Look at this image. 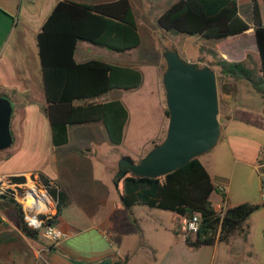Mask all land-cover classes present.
I'll use <instances>...</instances> for the list:
<instances>
[{
  "label": "crops",
  "instance_id": "1",
  "mask_svg": "<svg viewBox=\"0 0 264 264\" xmlns=\"http://www.w3.org/2000/svg\"><path fill=\"white\" fill-rule=\"evenodd\" d=\"M58 1L0 0V94L9 98L13 104L11 119L12 145L15 144L21 147L27 139L34 141L36 134H33L31 130L36 132L40 129V125L47 126L48 138L52 143L50 123L44 111L46 97L38 53V35ZM110 1L116 0H105L103 2ZM130 2L133 3L131 0ZM244 4L250 6L247 2H244ZM239 8L241 13V7L239 6ZM241 15L243 18L250 17L251 20V13L249 15L248 11L245 15L242 13ZM247 18H245L246 21ZM250 33L254 35L253 29L242 36L224 40L221 43L225 44L247 37ZM81 44L82 47H80ZM221 46L220 44L218 49L225 59L245 61L229 59L228 57L231 54L228 53L230 51H225V48ZM95 47L90 43L80 41L76 52V60L80 63L91 60L85 59V57ZM107 50L101 48L100 57L102 58H98V60L140 70L143 81L136 91L137 93L141 92L145 82L142 71L147 69L148 65L123 63V60L129 59V57L126 56L123 59L122 55ZM245 63L250 65L246 61ZM157 80L161 87L159 101L163 110L162 125L158 132L147 134L142 139L143 142L139 150L146 151L143 152L145 155L150 149L152 141L162 136L167 121L163 106L164 90L158 74ZM224 82L230 85L228 87L230 90L225 94L228 108L226 111L221 112L222 136L216 147L201 156L200 161L205 166L216 187L211 195V202L218 212L224 213L228 208L243 203L261 206L257 212L250 216L241 230L234 233L225 242H216L211 246L193 249L186 245L180 235L174 233L176 227H173V239H168L166 245V214L164 213L166 211L143 205L135 206L129 211L123 207L113 181L118 170L117 160L108 163L112 189H110L111 191L107 190L106 194L96 201L101 219L94 222L85 215V212H88L87 205L78 196L84 194L81 188L83 184L78 179V175H75L76 191H74L65 171L63 172L66 169L73 173V165H75L76 160L88 165L87 167L91 171L94 165L90 158L93 156H86L85 159H75L74 156L55 157L54 170L50 165L46 166L49 172L41 170L42 167L34 168L30 172L14 173L9 172L7 169V174L0 175H24L27 179L33 175V178L39 179V174H44L52 181L58 182L60 190L69 197L71 205L65 212L75 204L79 212L84 215V218L86 216L91 224L76 228L74 226L76 224L65 219L64 212L62 220L65 229L71 234L70 238L56 248H52V245L41 249H38L37 246L33 247L34 254L23 255L25 264H264V202L261 201L258 193L261 189L262 180L258 167L263 159L264 117L262 114L264 113V106L252 110L253 108L247 105L244 106L239 102L242 96L252 93L257 96L260 95L248 81L234 77H224ZM86 125L101 126L108 139L105 126L102 123ZM131 125L132 117L129 113L123 143L127 138V131ZM72 129L73 127L69 129V142L61 147H55L52 144L54 149L71 145ZM86 152L92 154L90 149H87ZM135 155L125 153L121 157L129 156L135 162H138L139 160L135 158ZM71 178L74 180L73 176ZM173 220L175 223L178 221V216L174 213ZM123 223L130 225L132 228V234L125 241L126 244H129V247H126L119 237L118 228ZM105 230L112 233L111 244L104 237L103 231ZM38 250L40 251L38 252ZM8 259L7 264H14V258L9 256Z\"/></svg>",
  "mask_w": 264,
  "mask_h": 264
},
{
  "label": "trees",
  "instance_id": "2",
  "mask_svg": "<svg viewBox=\"0 0 264 264\" xmlns=\"http://www.w3.org/2000/svg\"><path fill=\"white\" fill-rule=\"evenodd\" d=\"M244 2L250 5L252 26L242 17L238 0H176L160 14L157 23L165 32L199 36L208 41L236 38L253 29L257 55L254 66L247 65L245 61H229L214 52L215 65L223 77L248 81L264 98V23L259 7L264 0ZM80 41L116 53L138 49L142 45V37L130 0L103 3L59 0L38 35L46 97L44 111L50 123L52 144L55 147L66 145L71 127L102 123L109 142L119 146L124 140L129 112L122 101H103L102 98L114 91L138 89L142 85V73L133 67L98 59L78 62L76 52ZM217 81L225 92L227 84L224 79L222 83L219 79ZM165 114L168 118L167 106ZM164 138L155 139L151 146L160 144ZM126 158L135 162L129 156ZM261 163H264V147ZM260 175H264V168ZM13 180L27 182L24 175L13 176ZM39 182L55 202V213L40 215V219L44 226L67 231L62 215L71 205L69 197L60 190L58 182L44 174H39ZM115 186L123 207L128 211L143 205L174 213L178 221L199 215V231L187 234L184 239L186 245L193 249L227 241L261 208L257 204L243 203L228 208L224 213L218 212L211 202L216 187L199 158L156 178L126 171L116 180ZM0 200L13 204L15 214L12 218L21 233L31 240L40 241L42 230L28 226L21 205L8 197H0ZM174 233L181 236L178 228Z\"/></svg>",
  "mask_w": 264,
  "mask_h": 264
},
{
  "label": "rangeland",
  "instance_id": "3",
  "mask_svg": "<svg viewBox=\"0 0 264 264\" xmlns=\"http://www.w3.org/2000/svg\"><path fill=\"white\" fill-rule=\"evenodd\" d=\"M78 1L98 3L105 0ZM131 1L133 2L132 4L137 16L139 30L142 37V45L136 50L124 54L118 53V55H122L123 59L126 58V56L129 57V59H124L123 63L127 62L148 65V68L142 71L145 82L143 83L141 92L137 93L136 90L127 92L119 90L111 92L102 98L104 100L118 98L123 102L125 107H127V110L132 117V125L128 128L125 142L119 146L112 145L105 136L106 134L101 126L85 125L73 127L71 132V145L65 148L54 149L50 138H48L49 131L47 126L40 125V129L36 130V132L30 129L33 134H36L34 141L27 139L21 147L14 144L10 148L0 151V174H7V169L9 172L14 173L30 172L31 170L33 171L34 168L41 167V170L44 172H49V169L46 166L50 165L54 170L53 162L55 157L74 156L75 159H85L86 156H93L90 158V161H92L94 165L91 171H89L87 167L88 165L76 160L75 165H73V173L66 169L63 170V172L65 171L74 191H76L75 175H78V179L83 184L81 186L83 190L82 192H84V194L78 196H80V199H82L84 204L87 205L88 212H85V215L88 216V219L91 218L94 222L101 219V213H98L99 209L97 208L98 204L96 201L102 197V195L106 194L107 190L111 191L110 189H112L109 177L110 167L108 163L113 160L119 162L122 154L125 153L136 154L135 158L140 161L143 154L146 152L139 150L143 142L142 139L147 134L158 132L161 128L163 110L159 101L161 87L158 84L157 74L160 77V83L163 87L162 78L166 69V62L163 56L165 49L178 52L182 60L192 63L197 67L199 66L203 68L205 66H210V68L216 71L217 80H221V83L223 82L224 77L220 72V68L215 65L216 57L214 55V52H216L221 56V52H219L218 49L220 44L222 45V48H225V51H230L228 53L231 54L228 57L229 59L245 60L250 66H254L253 63H255L256 46L253 33L248 34L247 37L239 38L225 44H222L221 41L204 40L199 36L168 33L160 29L157 20L160 14L176 0ZM244 1L245 0H238L239 6L241 7V13L245 15L246 11H248L250 15L251 8L244 4ZM259 4L262 17L264 18V4ZM249 18H247V21L245 19V21L251 25L252 23ZM80 47H82V44ZM93 49L94 50L89 55H86L85 59L102 58L100 57L101 48L95 47ZM247 55H250V58H247ZM226 86L227 90L223 92L218 81L221 112L226 111L228 108L225 94L226 92H229L230 88L228 87L230 85ZM165 99L164 91V108L166 107ZM239 102L244 106L247 105L250 108H253L252 110H257L259 106H264V98L253 93L247 96H242ZM262 115L264 117V113ZM167 127L168 118L161 136L162 138L166 135L165 132L167 131ZM151 148L152 146L150 149ZM87 149H90L92 154H88L86 152ZM119 157L120 159H118ZM71 176L74 177V180ZM258 193L262 201L261 189ZM14 209L15 208H13L11 202L0 200V264H7L6 262H9V256L14 258V264H25L23 255L34 254L33 247L37 246L38 249H41L42 247L47 248L51 246V243L43 236L40 241H34L23 235L18 229L15 220L12 218V215L14 216L15 214ZM51 213H55V210L53 209ZM164 213L166 214L167 245V240L173 239V227L178 228L181 234V221H176L177 223H175L173 220V213ZM64 217L66 220L72 221L76 224L74 225L76 228L91 224L86 216L84 218V215L79 212L75 204H73V207H71L70 210L65 212ZM118 232L122 242H124L126 247H129V244H126L125 241L132 234L131 226L123 223V225L118 228ZM39 251L40 250H38V252Z\"/></svg>",
  "mask_w": 264,
  "mask_h": 264
},
{
  "label": "water",
  "instance_id": "4",
  "mask_svg": "<svg viewBox=\"0 0 264 264\" xmlns=\"http://www.w3.org/2000/svg\"><path fill=\"white\" fill-rule=\"evenodd\" d=\"M163 56L166 69L162 82L169 113L166 136L138 162L121 157L114 183L126 171L148 178L170 174L210 152L221 139L216 71L186 63L173 50L165 49ZM12 115L11 100L0 96V151L13 144Z\"/></svg>",
  "mask_w": 264,
  "mask_h": 264
},
{
  "label": "built area",
  "instance_id": "5",
  "mask_svg": "<svg viewBox=\"0 0 264 264\" xmlns=\"http://www.w3.org/2000/svg\"><path fill=\"white\" fill-rule=\"evenodd\" d=\"M33 2L34 0H24ZM260 171L264 168V163L258 167ZM261 193L264 202V175L261 180ZM0 197H8L19 203L25 213V221L32 229H41L42 236L47 239L53 247L60 246L70 238L71 234L62 231L55 226H44V221L40 215H51L55 207L53 198L47 190L40 184L39 179L29 178L26 183L16 182L11 175H0ZM42 206L45 208L42 209ZM200 229V216L195 215L191 219L181 220V238L184 240L189 233H197ZM104 237L112 243V233L103 231Z\"/></svg>",
  "mask_w": 264,
  "mask_h": 264
},
{
  "label": "bare ground",
  "instance_id": "6",
  "mask_svg": "<svg viewBox=\"0 0 264 264\" xmlns=\"http://www.w3.org/2000/svg\"><path fill=\"white\" fill-rule=\"evenodd\" d=\"M45 208L44 206H42V209Z\"/></svg>",
  "mask_w": 264,
  "mask_h": 264
}]
</instances>
